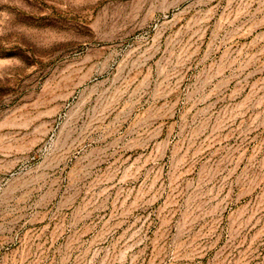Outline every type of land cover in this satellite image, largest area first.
<instances>
[{
  "label": "rangeland",
  "instance_id": "rangeland-1",
  "mask_svg": "<svg viewBox=\"0 0 264 264\" xmlns=\"http://www.w3.org/2000/svg\"><path fill=\"white\" fill-rule=\"evenodd\" d=\"M0 264H264V0H0Z\"/></svg>",
  "mask_w": 264,
  "mask_h": 264
}]
</instances>
